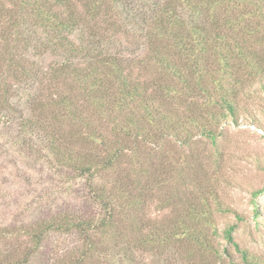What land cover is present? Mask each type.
I'll return each instance as SVG.
<instances>
[{
	"label": "trees",
	"instance_id": "1",
	"mask_svg": "<svg viewBox=\"0 0 264 264\" xmlns=\"http://www.w3.org/2000/svg\"><path fill=\"white\" fill-rule=\"evenodd\" d=\"M35 43L61 58L39 67ZM254 82L264 90V0H0V137L58 176L0 264H260L234 237L246 220L223 176L206 183L197 155L176 154L198 138L217 150ZM31 84L25 113L15 98ZM67 191L80 203H59Z\"/></svg>",
	"mask_w": 264,
	"mask_h": 264
},
{
	"label": "rangeland",
	"instance_id": "2",
	"mask_svg": "<svg viewBox=\"0 0 264 264\" xmlns=\"http://www.w3.org/2000/svg\"><path fill=\"white\" fill-rule=\"evenodd\" d=\"M45 46L35 43L29 54L39 67H48L61 58L60 53ZM36 90V86L31 84L26 89L27 96L24 94L15 98L20 101L25 113L28 111L29 95L36 93ZM251 93V99L241 103L237 123L228 120L222 124L217 150L209 141L198 138L196 143L176 146V154L197 155L205 164L206 183H212L218 173L223 176L222 181L225 182H220L221 199L244 215L246 220L240 224L234 237L241 246L259 257L260 264H264V191L255 198L260 211L258 216L254 215L250 201V191L264 186V90L257 91L254 82ZM25 147L0 137V232L7 229L15 233L13 238L7 235V239H0V248L12 249L13 245H20L22 250L25 249V238L17 230L48 201V194L51 196L53 183L58 179L57 175L48 173L39 154ZM215 158H218L219 168ZM71 187L74 192H79L77 185ZM70 194L68 191L61 193L59 203L62 199L69 205L80 203ZM158 205L152 206V215L163 214L162 211L155 212ZM216 221L222 228L226 223L233 222L234 217L232 214L217 213ZM45 250L43 247L41 253ZM38 260L30 259L28 264H38Z\"/></svg>",
	"mask_w": 264,
	"mask_h": 264
}]
</instances>
